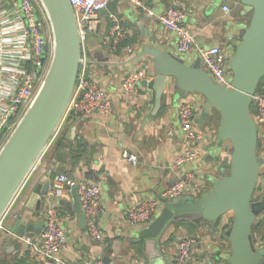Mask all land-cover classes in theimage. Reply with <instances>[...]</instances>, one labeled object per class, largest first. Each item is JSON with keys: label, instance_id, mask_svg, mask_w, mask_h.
<instances>
[{"label": "crops", "instance_id": "obj_1", "mask_svg": "<svg viewBox=\"0 0 264 264\" xmlns=\"http://www.w3.org/2000/svg\"><path fill=\"white\" fill-rule=\"evenodd\" d=\"M36 1L43 7L39 0ZM224 4L232 7L230 13L223 9ZM173 5L187 10L186 25L195 34L199 45L222 47L230 56L242 41L240 28L247 25L251 18L249 14L242 16L243 4L239 0H114L110 3L105 13L101 14L98 31L88 37L85 53L90 75L112 98L113 112L110 116L95 114L89 119L74 115L67 118L63 126L66 139L57 146L52 145L53 142L50 144L41 163L6 212L4 227L0 229V264H44L31 258L23 243L10 253L2 248L21 242L18 236L7 233L19 217L26 223L44 219L51 201L47 194L35 198V191L45 184L47 174L51 180L57 173H69L76 179L93 181L102 187V242L92 238L87 223L85 227L81 226L79 216L73 209L71 190L55 202L68 234V244L60 254L66 262L87 264L90 261H103L109 250H113L110 256L114 264H176L179 240L186 235H194L197 245L188 264H229L226 259L232 246L226 232L230 226V214L215 222L202 221L199 226L193 222L182 223L175 232L163 238L161 245L150 247L143 240L137 241V238L139 232L152 222L136 228L127 219V212L136 201H160L162 195L190 171L202 182L201 197L213 188L212 177H222V169L228 170L229 142L219 148L216 137L215 140L208 139L197 144L202 152L201 159L181 166L176 164V157L185 141L178 117L181 102L190 99L199 107L195 124L206 134L217 132L218 124L213 122L216 113L202 125L203 99L195 95L188 98L178 96L171 78L166 83L161 107L155 112L152 58L144 56L134 59L144 44H150L149 38H144L145 33L152 38L153 46L182 57L187 64L199 58L195 53H187V56L179 54L178 38L159 22L158 16ZM3 11L9 16L10 6L0 4L1 19L6 16L2 14ZM111 14L118 16L130 31L128 44L121 48L113 47L107 40L113 26ZM3 31L8 30L0 25V34ZM4 38L11 41L15 34H5ZM127 47L130 50H125ZM143 67L148 75L142 81L138 94L122 96L120 91L125 75ZM260 132L261 140H264V129ZM262 147L264 152V144ZM124 151L135 154L138 163L124 160ZM52 164H55V168H52ZM258 188L260 192L255 195L256 200L264 195V164ZM164 207L165 203L160 204L153 221L161 215ZM254 223L253 240L258 247H264V212Z\"/></svg>", "mask_w": 264, "mask_h": 264}, {"label": "water", "instance_id": "obj_2", "mask_svg": "<svg viewBox=\"0 0 264 264\" xmlns=\"http://www.w3.org/2000/svg\"><path fill=\"white\" fill-rule=\"evenodd\" d=\"M39 1L50 21L52 57L32 105L0 151V219L51 143L73 96L82 63V41L70 0ZM239 1L243 4L242 16L250 14L251 19L248 25L240 28L242 41L228 62L232 73L231 88L218 85L202 67L200 58L187 64L182 57L153 46L152 38L143 29L144 38H149L150 44H144L134 59L152 58L154 111L160 109L166 83L171 78L178 96L188 98L195 95L203 99L202 125L214 112L220 113L216 129L218 147L229 142L231 157L228 170L222 169L224 176L212 177L211 190L199 198L188 196L167 202L161 215L139 232L137 241H145L147 247L161 245L163 238L175 232L182 223L193 222L199 226L202 221L215 222L232 213L226 232L232 251L226 260L229 264H264V247H258L253 240L254 221L264 212V195L258 200L255 198L264 158L258 154L260 129L251 110L252 96L258 92L264 78V0ZM105 11L102 10L101 14ZM49 187L47 174L45 184L35 191L34 197L47 194ZM71 192L73 209L81 226L85 227L77 185L71 187ZM44 226V219L26 223L19 217L7 233L34 238L41 235ZM21 245L19 242L2 249L10 253ZM111 253L113 250L104 257V264H114Z\"/></svg>", "mask_w": 264, "mask_h": 264}, {"label": "built area", "instance_id": "obj_3", "mask_svg": "<svg viewBox=\"0 0 264 264\" xmlns=\"http://www.w3.org/2000/svg\"><path fill=\"white\" fill-rule=\"evenodd\" d=\"M114 0H70L75 11L82 41V63L77 77L73 96L66 113L51 141L63 130L67 118L71 115L77 118L89 119L95 114L110 116L113 112V101L108 91L89 73L85 43L91 34L98 31L101 23V11L106 10ZM11 8L10 15L0 20V25L8 31L0 34V151L16 129L19 121L32 105L50 66L52 57V31L50 21L43 7L36 0H0ZM223 9L230 13L232 7L224 4ZM113 26L107 36L113 47H118L130 35L121 19L110 15ZM161 26L176 35L177 50L181 54L195 53L202 61L203 68L208 71L215 82L224 87H232V73L229 69L230 54L219 46L199 45L195 34L186 25L187 10L173 5L158 16ZM14 33L13 40L5 39V34ZM5 40V42H4ZM130 50L129 47L125 50ZM147 69L138 68L129 71L121 84V95L126 97L138 94L141 83L147 78ZM258 128L264 129V93L257 92L252 96L251 109ZM199 107L193 100L181 102L178 117L181 130L184 133V146L176 157V164H190L202 157L197 144L201 141L215 140L217 132L206 134L195 124ZM208 135V136H207ZM261 138V132H260ZM50 143V144H51ZM49 144V146H50ZM230 145V144H229ZM43 152L37 160L22 188L27 183L32 172L41 163L49 149ZM231 157V149L229 152ZM124 160L138 163V157L128 151L122 153ZM77 185L80 206L83 211L87 230L98 242L104 240L101 213L102 187L99 183L79 180L69 173H57L50 180L47 198L51 201L44 215L45 226L40 236H20V241L26 246L31 258L44 264H70L61 257L62 250L68 244V234L62 224L60 212L55 202L61 200L71 187ZM202 182L192 171L177 180L163 195L160 201L138 200L127 212L131 226L141 228L148 225L156 217L160 204L186 197L199 198L202 192ZM22 190V189H21ZM20 190V191H21ZM7 212V211H6ZM6 213L0 219V229ZM197 245V238L192 235L182 237L177 244L176 264H188ZM87 264H104L103 261H90Z\"/></svg>", "mask_w": 264, "mask_h": 264}, {"label": "trees", "instance_id": "obj_4", "mask_svg": "<svg viewBox=\"0 0 264 264\" xmlns=\"http://www.w3.org/2000/svg\"><path fill=\"white\" fill-rule=\"evenodd\" d=\"M249 16H250V14H249ZM250 19H251V18H250ZM250 19L248 20L247 25L250 23ZM129 39H130V38H127L122 44H120V45H119V48H121V47L127 45ZM257 91L260 92V93H264V78H263V80L261 81V83H260V85H259ZM251 110H252V113L255 114V110H253V108H252ZM63 132H64V131L62 130V131L58 134V136L54 139L52 145H54V146L56 145V146H57V145L61 142V140L66 139L65 136H64V133H63ZM261 141H262V140H261V138H260V139H259V143H258V147L260 146ZM217 221H218V220H217ZM230 221H231V220H230ZM253 228H254V226H253Z\"/></svg>", "mask_w": 264, "mask_h": 264}, {"label": "rangeland", "instance_id": "obj_5", "mask_svg": "<svg viewBox=\"0 0 264 264\" xmlns=\"http://www.w3.org/2000/svg\"><path fill=\"white\" fill-rule=\"evenodd\" d=\"M234 51L232 50L231 54ZM179 54H181V53H179ZM181 55L187 56L186 54H181ZM230 77H232V76H230ZM214 113H216V114H215V116H213V122H216L217 124H219V122H220V113H218L217 111L214 112ZM263 144H264V140H262L261 143H260V146L258 148V154H259L260 157H263L264 158V155H263L264 152H263V147H262ZM258 192H260V189L259 188L257 189L255 195H257ZM229 214H230V219L232 220V213H229Z\"/></svg>", "mask_w": 264, "mask_h": 264}]
</instances>
